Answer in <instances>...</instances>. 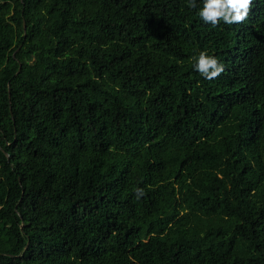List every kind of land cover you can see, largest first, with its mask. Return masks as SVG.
<instances>
[{"label":"trees","instance_id":"16d2710c","mask_svg":"<svg viewBox=\"0 0 264 264\" xmlns=\"http://www.w3.org/2000/svg\"><path fill=\"white\" fill-rule=\"evenodd\" d=\"M202 8L0 0V264H264V0Z\"/></svg>","mask_w":264,"mask_h":264},{"label":"clouds","instance_id":"9594fccd","mask_svg":"<svg viewBox=\"0 0 264 264\" xmlns=\"http://www.w3.org/2000/svg\"><path fill=\"white\" fill-rule=\"evenodd\" d=\"M253 0H203V8L198 15L206 24L213 27L219 25L220 21L225 24L243 23L251 11ZM189 6L195 7V0H189ZM195 60V70L207 80L219 78L225 71L224 65L215 57L208 55L207 52H200ZM139 195L143 192L137 189Z\"/></svg>","mask_w":264,"mask_h":264}]
</instances>
